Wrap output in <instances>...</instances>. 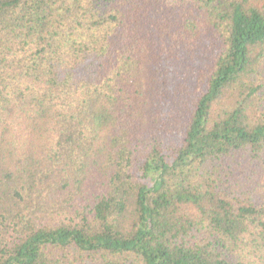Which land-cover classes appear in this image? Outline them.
I'll return each instance as SVG.
<instances>
[{"label":"trees","instance_id":"1","mask_svg":"<svg viewBox=\"0 0 264 264\" xmlns=\"http://www.w3.org/2000/svg\"><path fill=\"white\" fill-rule=\"evenodd\" d=\"M0 264H264V0H0Z\"/></svg>","mask_w":264,"mask_h":264}]
</instances>
